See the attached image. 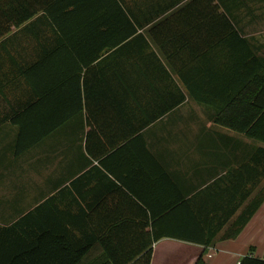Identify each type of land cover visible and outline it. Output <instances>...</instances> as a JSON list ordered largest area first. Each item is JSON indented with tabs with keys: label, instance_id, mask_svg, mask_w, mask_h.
Segmentation results:
<instances>
[{
	"label": "crops",
	"instance_id": "1",
	"mask_svg": "<svg viewBox=\"0 0 264 264\" xmlns=\"http://www.w3.org/2000/svg\"><path fill=\"white\" fill-rule=\"evenodd\" d=\"M245 43L264 58V0H0V264L43 231L88 246L79 264L135 263L154 232L193 238L195 197L231 181L250 192L238 216L262 145L212 105L242 86ZM233 220L205 264L264 258V201L221 240ZM202 250L164 236L149 264Z\"/></svg>",
	"mask_w": 264,
	"mask_h": 264
},
{
	"label": "trees",
	"instance_id": "2",
	"mask_svg": "<svg viewBox=\"0 0 264 264\" xmlns=\"http://www.w3.org/2000/svg\"><path fill=\"white\" fill-rule=\"evenodd\" d=\"M245 47L247 48L246 43ZM242 68V86L230 91L228 101L225 104L213 103L212 107L215 114L213 123L264 146V58L256 57L247 48L242 59ZM262 146L254 150L248 162L243 166L245 175H248L246 167L249 169L252 167L256 176L254 180L259 178L261 181L264 179V147ZM234 172L229 173V175L233 174L232 176H234ZM245 184L247 183L241 185L234 181L229 182L227 197L226 199L221 198L220 202L218 198L217 200L204 198L203 195L210 191V187L205 189L195 197H201L197 200V203L200 201L201 205L196 207V215L193 217L196 224L194 237L184 238L171 233L154 232L148 246L134 253L133 256L136 257L144 252L132 264H149L152 243L164 236L202 246L203 250L195 264H205L203 257L206 254L207 247L213 243L219 231L234 218L221 240L236 239L263 203L264 184L261 186L259 193L248 201L240 214L235 216L238 209L250 196V192H246L240 197H236V192L240 190L241 186L245 187ZM213 187L214 185L211 186V189ZM6 231L8 232L5 234L4 242L10 244L12 240L11 230ZM20 239L26 241L25 245L18 247L17 251L15 249V253L12 255L11 249H6L5 264H79L89 250L88 246L73 249L63 235L51 231L41 232L32 241L25 238ZM239 264H264V258L245 257Z\"/></svg>",
	"mask_w": 264,
	"mask_h": 264
},
{
	"label": "built area",
	"instance_id": "3",
	"mask_svg": "<svg viewBox=\"0 0 264 264\" xmlns=\"http://www.w3.org/2000/svg\"><path fill=\"white\" fill-rule=\"evenodd\" d=\"M208 257H210V255Z\"/></svg>",
	"mask_w": 264,
	"mask_h": 264
}]
</instances>
